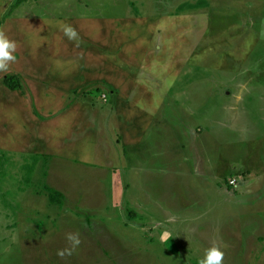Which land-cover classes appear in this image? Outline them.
I'll list each match as a JSON object with an SVG mask.
<instances>
[{
	"label": "rangeland",
	"instance_id": "374dc122",
	"mask_svg": "<svg viewBox=\"0 0 264 264\" xmlns=\"http://www.w3.org/2000/svg\"><path fill=\"white\" fill-rule=\"evenodd\" d=\"M0 264H264V0H0Z\"/></svg>",
	"mask_w": 264,
	"mask_h": 264
},
{
	"label": "crops",
	"instance_id": "0c3cea01",
	"mask_svg": "<svg viewBox=\"0 0 264 264\" xmlns=\"http://www.w3.org/2000/svg\"><path fill=\"white\" fill-rule=\"evenodd\" d=\"M9 76V75H8ZM74 77H75V75H74ZM65 77H63V79H64ZM73 79H75V78H73ZM59 82H66V80H61V81H58V82H55V83H59ZM5 83V82H4ZM72 83H74V81H71V83L69 84V83H65V86L63 87V85H61V86H59V87H63V89L67 86V88H66V91L65 92H63V94L62 95H60V103H61V101H62V99L63 100H65L66 102H68L69 100L72 102V99H74V97L73 96H75V95H77L78 94V91H77V87L75 88V87H71L70 85L72 84ZM67 84V85H66ZM6 85V84H5ZM60 85V84H59ZM7 86V85H6ZM8 87V86H7ZM72 89H71V88ZM112 88H114V90H112ZM24 89V88H23ZM109 89H111L110 91L111 92H114L116 95H117V97L112 101L113 103H115V102H119L122 98H123V95L124 94H122V92H121V90H120V88H116V87H113L112 85H110L109 84ZM65 90V89H64ZM121 94V95H120ZM65 95V96H64ZM78 96V95H77ZM104 96H106V98H104ZM68 97V98H67ZM109 97V95H106V94H103L102 95V98H104V99H107ZM117 100V101H116ZM67 104V103H66ZM68 106L70 105L69 103L67 104ZM127 114V113H126Z\"/></svg>",
	"mask_w": 264,
	"mask_h": 264
},
{
	"label": "trees",
	"instance_id": "16d2710c",
	"mask_svg": "<svg viewBox=\"0 0 264 264\" xmlns=\"http://www.w3.org/2000/svg\"><path fill=\"white\" fill-rule=\"evenodd\" d=\"M17 78L19 79V75H9L5 78L4 82L10 89L17 90L18 87L21 85V83L18 84L17 82H15Z\"/></svg>",
	"mask_w": 264,
	"mask_h": 264
}]
</instances>
